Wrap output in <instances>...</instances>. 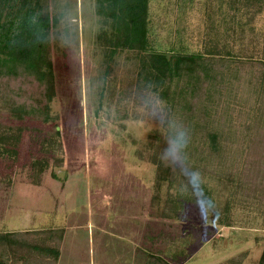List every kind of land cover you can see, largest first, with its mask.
<instances>
[{"label":"rangeland","instance_id":"rangeland-1","mask_svg":"<svg viewBox=\"0 0 264 264\" xmlns=\"http://www.w3.org/2000/svg\"><path fill=\"white\" fill-rule=\"evenodd\" d=\"M258 1L150 0V35L169 55L184 46L191 54L222 50L264 61V0ZM39 3L59 22L48 43L56 79L50 114L62 132L66 161L34 186L30 162L40 146L32 129L23 137L18 162L0 158V233L64 227L58 264H145L144 251L136 249L150 222L180 236L195 233L185 264H264V218L236 207L234 226L224 227L214 214L232 200L231 185L206 178L209 208L192 207L181 220L149 217L155 168L138 152L164 131L166 103L137 89L132 53L111 57L98 37L108 29L96 0ZM8 13L10 8L0 9V20ZM237 85L227 99L236 119Z\"/></svg>","mask_w":264,"mask_h":264},{"label":"trees","instance_id":"trees-1","mask_svg":"<svg viewBox=\"0 0 264 264\" xmlns=\"http://www.w3.org/2000/svg\"><path fill=\"white\" fill-rule=\"evenodd\" d=\"M39 1L0 0L1 10L11 9L0 20V158L18 162L25 133L36 132L39 156L30 162L29 173L34 186L42 185L51 167L62 168L66 161L62 132L50 114L56 79L48 43L59 22ZM96 2L108 29L98 37L111 57L132 53L137 89L151 91L167 105L164 131L154 133L138 152L155 168L149 217L181 220L198 207L190 190L179 191L185 178L163 159L167 141L185 130L190 134L186 152L191 168L204 180L233 188L232 200L214 210L222 225L234 226L236 207L264 218V61L230 57L222 50L191 54L184 46L169 55L151 38L150 0ZM235 82L237 119L227 102ZM28 122L50 127L30 128ZM66 231L50 227L0 233V264H58ZM196 238L193 232L180 236L149 222L142 240L145 264L187 263Z\"/></svg>","mask_w":264,"mask_h":264},{"label":"clouds","instance_id":"clouds-1","mask_svg":"<svg viewBox=\"0 0 264 264\" xmlns=\"http://www.w3.org/2000/svg\"><path fill=\"white\" fill-rule=\"evenodd\" d=\"M190 142V134L185 130L178 131L167 141L163 152V159L174 171L179 172L185 178L179 185V191L188 193L195 198L196 205L202 210L211 206V201L203 191L204 179L199 171L193 170L188 162L187 147Z\"/></svg>","mask_w":264,"mask_h":264},{"label":"crops","instance_id":"crops-1","mask_svg":"<svg viewBox=\"0 0 264 264\" xmlns=\"http://www.w3.org/2000/svg\"><path fill=\"white\" fill-rule=\"evenodd\" d=\"M143 234H144V232H143ZM142 240H143V236H142V239H141V247H139V248L136 249V253L140 252V250H143L144 253H145V255H146V252H145L144 248H142Z\"/></svg>","mask_w":264,"mask_h":264}]
</instances>
